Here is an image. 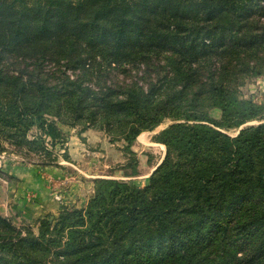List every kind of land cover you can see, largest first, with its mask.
<instances>
[{
	"label": "trees",
	"instance_id": "trees-1",
	"mask_svg": "<svg viewBox=\"0 0 264 264\" xmlns=\"http://www.w3.org/2000/svg\"><path fill=\"white\" fill-rule=\"evenodd\" d=\"M260 77L264 0H0V154L49 166L82 127L134 176L171 122L147 186L96 179L37 235L0 214V264H264V105L240 96Z\"/></svg>",
	"mask_w": 264,
	"mask_h": 264
},
{
	"label": "rangeland",
	"instance_id": "rangeland-1",
	"mask_svg": "<svg viewBox=\"0 0 264 264\" xmlns=\"http://www.w3.org/2000/svg\"><path fill=\"white\" fill-rule=\"evenodd\" d=\"M240 96L264 105V77L246 81L240 88ZM210 116L219 120L221 113L215 110ZM170 124L167 120L155 130L143 132L135 142L133 150L143 171L140 178L124 175L127 171L121 165L130 160V156L122 152L125 142L121 139L112 142L106 133L94 129H90L94 135L87 133L82 137L79 134L82 127L59 124L67 140L57 144L54 151L58 159L49 166L40 165L37 157L24 158L12 151L0 154V214L16 227L30 228L37 235L40 219L57 216L64 208H85L95 193L96 179L112 178L148 185L156 170L152 171V166L160 165L166 153V146L162 147L156 136ZM229 133L237 134L236 131Z\"/></svg>",
	"mask_w": 264,
	"mask_h": 264
},
{
	"label": "crops",
	"instance_id": "crops-1",
	"mask_svg": "<svg viewBox=\"0 0 264 264\" xmlns=\"http://www.w3.org/2000/svg\"><path fill=\"white\" fill-rule=\"evenodd\" d=\"M87 131V132H86ZM86 132V133H85ZM84 133V134H83ZM90 134V135H94V131H92V130H90V129H87V130H85V131H80L79 132V134L82 136V137H84L85 136V134ZM84 139V138H83ZM164 145H162V147H163ZM134 151V150H133ZM123 153H124V155H128V154H126L125 152H124V150L122 151ZM135 152V151H134ZM136 153V152H135ZM166 154V153H165ZM136 155H137V153H136ZM130 156V155H129ZM165 156V155H164ZM137 157V159H138V162H139V158H138V155L136 156ZM130 158H131V156H130ZM129 162V160L125 163V165H121L123 168H125V166L127 165V163ZM140 163H143V160H140ZM159 165V164H158ZM157 165V166H158ZM155 164L152 166L153 167V169H152V171H154L155 169H156V167H157ZM127 172H125V174L124 175H126V177H130V178H132V177H136V178H140L141 177V175L143 174V171H142V167H141V165L139 166V163H138V168H137V174L136 175H131L130 174V171L128 170V169H125ZM138 186H140V185H138ZM145 186H147V184H144V185H142V186H140V187H145ZM29 190H32V188H30ZM53 216V215H52ZM41 220V219H40ZM39 220V221H40ZM38 221V222H39Z\"/></svg>",
	"mask_w": 264,
	"mask_h": 264
}]
</instances>
